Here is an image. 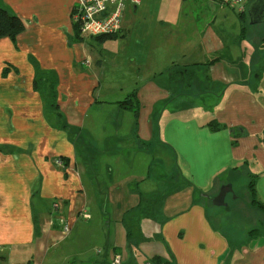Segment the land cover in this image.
Wrapping results in <instances>:
<instances>
[{
	"label": "crops",
	"instance_id": "crops-1",
	"mask_svg": "<svg viewBox=\"0 0 264 264\" xmlns=\"http://www.w3.org/2000/svg\"><path fill=\"white\" fill-rule=\"evenodd\" d=\"M75 5L0 0L25 25L0 38V264H264L263 221L210 206L244 174L264 208V28L219 0H127L100 40Z\"/></svg>",
	"mask_w": 264,
	"mask_h": 264
},
{
	"label": "built area",
	"instance_id": "built-area-1",
	"mask_svg": "<svg viewBox=\"0 0 264 264\" xmlns=\"http://www.w3.org/2000/svg\"><path fill=\"white\" fill-rule=\"evenodd\" d=\"M225 6L238 13L247 11L253 0H219ZM127 0H76L73 20L79 33L84 37H98L109 35L120 30ZM136 5L140 0H132ZM61 164V162H59ZM58 208L59 204H55ZM63 233L69 234L71 227L66 224L64 218H60ZM120 257L115 256L114 263L120 264ZM148 264H169L160 261H149Z\"/></svg>",
	"mask_w": 264,
	"mask_h": 264
},
{
	"label": "rangeland",
	"instance_id": "rangeland-1",
	"mask_svg": "<svg viewBox=\"0 0 264 264\" xmlns=\"http://www.w3.org/2000/svg\"><path fill=\"white\" fill-rule=\"evenodd\" d=\"M243 20L247 21L250 25L251 19L248 16V13L243 15ZM255 26V30L258 28H264V25H250ZM242 179V180H241ZM241 181L236 185L235 191L238 196H240V201L236 202L234 198H236V194H229L226 198V203L229 204V210L226 207H218L217 209L210 203L211 209L213 212L223 211L228 214V217L234 219L236 223H238V227L244 232L248 229H253L255 227H259L261 225L260 220L263 221L264 225V214L258 208H252L251 204L248 203L250 196H248V191L246 190L247 185V176L243 174L241 175ZM216 222L219 221V217L215 216Z\"/></svg>",
	"mask_w": 264,
	"mask_h": 264
},
{
	"label": "trees",
	"instance_id": "trees-1",
	"mask_svg": "<svg viewBox=\"0 0 264 264\" xmlns=\"http://www.w3.org/2000/svg\"><path fill=\"white\" fill-rule=\"evenodd\" d=\"M247 14V12L241 13L242 17L243 15ZM25 30V25L22 21V19L16 15L10 14L7 10L0 7V38L8 37L11 39H15L18 35L23 33ZM112 37V35H102L95 38L98 39H105ZM49 87H45L44 85H41L38 82V85H36V89L38 91H42V94L45 96L48 109L57 111L56 107V99H57V89H56V79L51 78ZM251 191H253V187L251 185ZM254 203L258 204L254 201ZM258 208H260L263 211V207L258 204ZM160 262H165L161 259H155ZM168 263V262H166ZM170 264V263H169Z\"/></svg>",
	"mask_w": 264,
	"mask_h": 264
},
{
	"label": "water",
	"instance_id": "water-1",
	"mask_svg": "<svg viewBox=\"0 0 264 264\" xmlns=\"http://www.w3.org/2000/svg\"><path fill=\"white\" fill-rule=\"evenodd\" d=\"M248 16L251 19V25H257L264 20V0H253L248 6ZM229 192H232V186H223L218 196L211 198L215 206H226V196Z\"/></svg>",
	"mask_w": 264,
	"mask_h": 264
}]
</instances>
